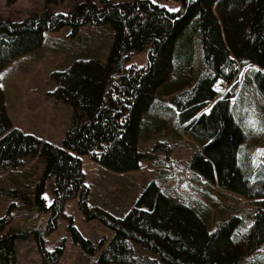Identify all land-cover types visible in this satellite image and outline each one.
I'll return each instance as SVG.
<instances>
[{"label":"trees","instance_id":"trees-1","mask_svg":"<svg viewBox=\"0 0 264 264\" xmlns=\"http://www.w3.org/2000/svg\"><path fill=\"white\" fill-rule=\"evenodd\" d=\"M99 3L83 0L66 12L43 10L18 22L0 17V70L13 58L39 48L45 32L68 27L73 37L84 24L106 23L112 29L105 62L83 58L50 73L54 83L50 95L71 107V123L61 144L14 126L0 87V169L19 167L26 158L38 156L43 169L34 201L36 208L51 212L50 227L63 201L77 195L82 214L111 231L107 241L94 244L68 224L72 241L84 253L98 254L92 264H215L204 257L219 233L237 248L234 244L239 246L259 222L260 212L246 208L240 197L215 185L192 163L179 181L168 159L183 138L195 153L214 148L221 152L223 132L180 116L201 84L216 81L228 89L227 112L242 135L233 150L235 167L250 188L264 183V0H181L176 10L151 0ZM141 51L146 52L145 65L126 66L130 55ZM153 152L168 159L156 160ZM82 156L116 173L137 170L148 158L160 196L204 228L200 243L190 249L184 236L176 237L147 213L129 220L130 214L123 219L89 208ZM175 177L177 182L169 187L166 181ZM48 179L54 202L46 206L42 193ZM21 193L14 188L10 195ZM4 223L1 218L0 230ZM27 234H34L40 264H57L63 242L48 250L34 230H11L0 236V264H18L16 241ZM246 243L219 264H264V233ZM133 244L145 253L134 255Z\"/></svg>","mask_w":264,"mask_h":264},{"label":"rangeland","instance_id":"rangeland-1","mask_svg":"<svg viewBox=\"0 0 264 264\" xmlns=\"http://www.w3.org/2000/svg\"><path fill=\"white\" fill-rule=\"evenodd\" d=\"M80 1L83 0H0V17L18 22L43 10L66 12ZM89 1L96 6L100 4L99 0ZM110 1L118 3L134 0ZM151 1L168 10H176L181 6V0ZM111 40L112 29L107 23L84 24L73 37L70 36V28L64 27L59 31L45 32L39 48L13 58L0 70L4 105L12 124L42 141L61 144L71 123V107L62 101H55L50 95L54 89L50 73L65 70L78 59L92 58L105 62ZM145 63L146 52L141 51L132 53L126 66H143ZM226 100L227 103L230 101L227 87L216 81H207L201 84L196 97L186 103L180 112V116L185 120L211 127L214 132H223L225 143L220 148L221 152H218L217 148H198L199 151L196 149L195 153L186 138H183L180 145L173 146L171 160L165 158L163 151L153 152L159 155H153L156 160L168 159L176 172H181L184 176V168L186 169L188 163H192L194 169L215 185L222 186L227 193L240 197L246 208L259 210V222L249 228L245 239L238 243L239 246L234 244L237 248L228 243L224 234L220 237L222 232L214 239L206 249L204 258L215 264L243 249L247 238L250 241L264 233V183L250 188L235 167L233 150L242 140V135L232 123ZM168 143L170 144V141ZM80 161L83 184L88 188L89 208H100L123 219L129 218L130 214L129 220H134L136 214L147 213L154 222L170 228L176 237L184 236V241L190 249L200 243L205 234L204 228L192 215L183 213L178 206L168 203L160 196L154 184L156 172L147 165L151 162L148 158L141 160L139 169L124 173L113 172L84 156L80 157ZM42 169L43 163L37 155L26 158L19 167L0 169V219H5L0 236L11 230L24 233L34 230L44 240V247L48 250L60 241L63 242V250L57 264H92L98 254L84 253L79 245L72 241L68 224L72 223L82 237L94 244H98L102 239L107 241L111 237V231L99 221L87 219L82 214L77 206V195L63 201L55 225L50 227L48 224L51 212L36 208L34 201L35 185L41 179ZM175 182L176 177L169 178L166 184L171 187ZM14 188L24 195H10ZM42 196L46 206L53 204L52 179L46 181ZM16 250L18 264H40V252L34 234H27L26 238L18 239ZM133 250L134 255L145 253V250L135 244Z\"/></svg>","mask_w":264,"mask_h":264},{"label":"built area","instance_id":"built-area-1","mask_svg":"<svg viewBox=\"0 0 264 264\" xmlns=\"http://www.w3.org/2000/svg\"><path fill=\"white\" fill-rule=\"evenodd\" d=\"M176 174H177V176L180 178V179H178L179 181H183L184 180V174L183 173H181V172H176Z\"/></svg>","mask_w":264,"mask_h":264},{"label":"bare ground","instance_id":"bare-ground-1","mask_svg":"<svg viewBox=\"0 0 264 264\" xmlns=\"http://www.w3.org/2000/svg\"><path fill=\"white\" fill-rule=\"evenodd\" d=\"M220 85H222L221 83H219ZM218 92V91H217Z\"/></svg>","mask_w":264,"mask_h":264}]
</instances>
